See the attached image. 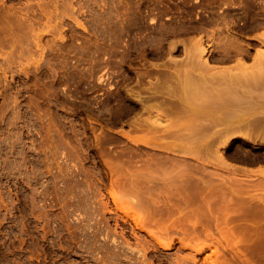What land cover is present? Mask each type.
<instances>
[{"label":"rangeland","instance_id":"1","mask_svg":"<svg viewBox=\"0 0 264 264\" xmlns=\"http://www.w3.org/2000/svg\"><path fill=\"white\" fill-rule=\"evenodd\" d=\"M227 1L0 0V264H264V175L251 167H264V138L224 133L262 108L195 123L130 92L161 77L173 42L182 58L190 38L211 35L216 68L236 65L215 57L230 32L254 54L264 25L245 19H263L264 0ZM143 89L145 103L167 96Z\"/></svg>","mask_w":264,"mask_h":264},{"label":"bare ground","instance_id":"2","mask_svg":"<svg viewBox=\"0 0 264 264\" xmlns=\"http://www.w3.org/2000/svg\"><path fill=\"white\" fill-rule=\"evenodd\" d=\"M242 1L240 0V2H242ZM227 2L231 3L230 0L227 1ZM233 2H234V0H233ZM242 3H240V5ZM246 3H247V1L245 2V6H246ZM236 4H237V2H236ZM249 4H251V3L249 2ZM219 14H218V16H219ZM214 15L215 14H213V18H215ZM228 15L229 14H227V16ZM230 15H232V14H230ZM246 15H247V13H246ZM248 15H249V13H248ZM256 15L253 14V15H250V17L247 16L249 18H246L245 17L246 19L243 16V17H240V19L242 21L243 18H244L245 21H246V24L248 25V23H249V26L250 25L253 26V27L254 26H259V28H260L261 27L260 25H264V18L263 19L262 18L259 19L257 17L260 14H256ZM210 17H212V16H210ZM222 17L223 16L221 15V18ZM216 18H215V20H216ZM224 18L222 19L223 21H224ZM227 18H229V17H227ZM210 19H212V18H210ZM210 19L208 20L209 22H210ZM0 21H2V20H0ZM243 21L241 23H243ZM203 22H205V21H203ZM214 22H216V23L218 22L219 23L220 22V19H219V21H214ZM211 24H212V22H211ZM201 25H204V24H201ZM222 25H225L226 26L225 23L222 24ZM241 26L242 25H239V27H241ZM195 27H197V26H195ZM219 27L220 26H218V29H219ZM221 27H223V26H221ZM245 28H246V25H245ZM198 29L201 30L202 27L201 28H198ZM216 29H217V27H216ZM228 29H230L229 26H228ZM206 30H207V28L204 31H206ZM221 30H220V32H221ZM241 30H243V28H241ZM212 31H214L212 33V38H214V34H216L218 31H215V30H212ZM161 32H163V31H161ZM240 34H238L237 32H230L228 35H225V37L222 36V39L221 40H223V41H222V45L221 46L223 48L221 49L219 55L218 56H215V57H219L221 59L219 61H223V60L226 61L227 59H231V57H233V56L237 57L236 58V62H235L236 65L232 64V67L230 66V68L229 67L226 68V66H225V68H224V66H223V68L220 67V66H217V68L218 67L221 68V69H217L215 67L216 65H213V63L211 62V51L212 50H211L210 46H211L212 43H209V41L207 42V38L208 37L211 38L210 37L211 35L210 36L208 35L207 38L204 35H200L197 38H195V36H194L193 37V39L195 38L194 40L192 38H190L193 41H191L190 39H186V43L188 42V44H189V41H187V40H190V43H192V44H190V45L185 44V46L183 45L184 46V52H185L184 55L185 56H183L182 58H180V57L178 58L177 56L175 58V57L172 56V55L175 56V54H174L175 49L176 48L178 49L177 46H179V45H177L176 42H173L170 45H168V48H163V46H162L163 49L162 48H161L162 50L160 49L161 50L160 53H162L164 55H165V53H169L171 56L168 55V57L170 56L169 59H168V61L165 60L166 62L161 63L160 65H162V66H159V63L158 64H155L154 63L156 65V67H161V69L160 68L158 69L159 75H161V77L160 76H159L160 78L159 77H156V78H159V79L158 80L155 79L157 81H152L150 75L153 72L151 71V69L149 70L150 75L147 74V72L145 71L146 72V75H149L150 76V78H149L151 80V81H149L150 83L148 82L149 84L148 83L146 84V82L143 79L142 80L144 81V83H142L143 81L140 80L141 78H139L138 80H140V81H138L139 82L138 85L139 84H142L143 85V86L139 85V86H141L140 91L135 92V90H138V88H137L138 86H137L136 89L133 87V90L135 89L134 91H132V87H131L130 92L131 93L132 92L134 93V94L133 93L132 94L135 95V98L134 99L136 101L138 99V100H140L142 102V103H140V105H143L144 106V107L143 106L141 107L143 109L144 108H147L149 110H155V111H157L159 113L160 112H164V114L169 113L170 115H172V117L173 116H182L183 115V116L189 118V121H192V122H195V123H201V122H203L204 118L207 115H209V112L210 111L231 110L232 117L237 116V113H238L239 110L243 114V112H246L247 111L246 110V106L247 105H243L242 103L249 101L250 102V105L252 107H256V108H260L261 107L262 109H260L258 112L256 111L251 116H245V119H243L241 121L232 119L231 121H229V123H228L229 126L226 127L224 133L227 134V136H228V134H232L233 131L236 132L238 129H240V130L245 129L244 130L245 132H247L246 129L247 130L249 129V132H251L250 130H253V131L255 130L256 132L261 133L263 135V138H264V93H261V94L257 93L256 95H254V92L251 91V94L250 95H247L246 94V92H247L246 87L248 85H250L251 87H261V88H264V49L262 48V45H264V32H263V34L260 37L259 36L257 37V38H260L261 39V40H259V39L258 40L260 42H262V44H261L260 47H258L256 49V51L254 52V54L251 51V48H252L251 44L252 43L251 44L245 43V42L243 43L242 42V40H243L242 37L243 36H241ZM164 35H166V34L164 33ZM219 35L221 36V33ZM0 36H1V33H0ZM223 37H224V39H223ZM171 40L173 41V39H171ZM176 40H178V39H176ZM217 40L218 39H216L215 42ZM179 41H181V40H178V42ZM140 42H142L141 39H140ZM217 45H218V43H217ZM159 46L161 47V44ZM181 49H183V48L181 47L180 50ZM216 49H218V48L216 47ZM247 56L248 57L252 56L254 58V62L251 63V64H249L245 60L246 59L245 57H247ZM233 59H235V58L233 57ZM152 64H153V62H152ZM155 65H153V66H155ZM153 71H155V68H153ZM154 73L157 74L156 72H154ZM140 74L141 73H139V75ZM143 74H142V77H143ZM153 75L154 74H152V76ZM154 78H155V76H154ZM159 86H162V88L166 89V91H167V96H166L165 99H163V102L161 104H155V103L154 104L153 103L152 104H149V103H145V101H146L145 100V95L146 94L145 95L143 94L144 97L141 94V92H142L141 90L143 89V87L145 89L146 88L155 89V88H157ZM145 89H143V90H145ZM155 90L158 91V89H155ZM128 91H129V88L127 89V93H128ZM261 92H263V91H261ZM148 97L151 98L150 96H148ZM132 98H133V96H132ZM146 102H148V101H146ZM156 105H157L158 108H154V106H156ZM131 106H133V105H131ZM136 106H137V104H136ZM130 109L132 110L133 107L130 108ZM132 112H134V110H132ZM159 113H158V115H162V114H159ZM141 119L138 120V121H140V122H138V124L140 123L139 126H141ZM136 121H137V119H136ZM136 121H135V125L137 124ZM259 137H262V136L260 135ZM225 141H227V140H225ZM225 141H223V142H225ZM228 142H229V140L227 142L221 144L222 147L224 146V148H225V146H226L225 144H228ZM213 143H215V142L213 141ZM209 148L215 153V150H213V147H209ZM217 148H214V149H217ZM220 149H217V151H216L215 154L217 156H219V158L223 161V160L227 159V155L225 156V154L227 152L225 153V150L224 149H223L224 151L221 152ZM228 157H229V155H228ZM248 161L250 163H256V162L258 163L260 160H259L258 157H256V158L249 157L248 158ZM261 167L263 168V166H261ZM197 168L199 169V167H197ZM200 169H201V167H200ZM250 170H253V169L250 168ZM254 172H257L256 174H258V175H260V173H261V175H264V169H261V170L258 169V171H257V168H254ZM228 179H231V178H228ZM225 181H226V179H225ZM187 192H189V191H187ZM187 192L185 193V198H186V196L189 195V193L187 195ZM192 196H194V195L192 194ZM192 196H191V198H192ZM188 197L190 198V196H188ZM188 197L186 199H188ZM191 198H190V201H191ZM186 199L184 200L185 202L187 201ZM180 200H182V199L180 198ZM184 201H179V202L182 205V203ZM169 202H170V204L168 206L172 205L170 199H169ZM172 202H174V201H172ZM176 203H178V202H176ZM183 204H186V203H183ZM188 204H189V202H188ZM174 205H175V203H174ZM251 205L252 204H250L249 206H251ZM168 206H167V208H168ZM258 207H259V205H258ZM169 208H171V207H169ZM169 208H168V211L170 210L173 213L174 211H172V210L174 208H172V209H169ZM245 208H248V205ZM252 209H253V211L254 210H257V208L255 209L254 207ZM258 209L260 210V208H258ZM246 210L248 212H251L252 211V210L249 211L248 209H246ZM247 211H246V213H247ZM257 211H254V213L257 212ZM171 212H169V215L172 214ZM260 212L261 211H259L257 213H260ZM242 213H244V212H242ZM150 232H152L153 235L155 234L153 231H150ZM154 237H156L155 239L158 238V240H159V242H160V244H161L162 247L168 248V247L171 246V242H168V241L163 242L162 240H160L159 237H157V235H155ZM180 238L182 239V237H180ZM183 238H185V235L183 236ZM185 241H187V240L184 239V242L182 241V243L185 244L186 243ZM180 242H181V240H180ZM146 248H147V246H146ZM193 256L194 257H197L195 255H192V257ZM181 259H182L181 262H183V261L186 260V258L183 259L182 257H181ZM194 259H192L191 261H195ZM179 260L180 259H178V261ZM197 261L198 260H196V262Z\"/></svg>","mask_w":264,"mask_h":264},{"label":"crops","instance_id":"3","mask_svg":"<svg viewBox=\"0 0 264 264\" xmlns=\"http://www.w3.org/2000/svg\"><path fill=\"white\" fill-rule=\"evenodd\" d=\"M251 167H252L253 169H254V168H257V171H258V169H259V170L264 169V167L262 168V167L259 166V165H258V166H251Z\"/></svg>","mask_w":264,"mask_h":264}]
</instances>
